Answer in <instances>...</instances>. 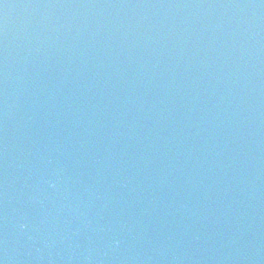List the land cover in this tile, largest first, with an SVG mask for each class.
I'll use <instances>...</instances> for the list:
<instances>
[{"label": "water", "instance_id": "obj_1", "mask_svg": "<svg viewBox=\"0 0 264 264\" xmlns=\"http://www.w3.org/2000/svg\"><path fill=\"white\" fill-rule=\"evenodd\" d=\"M0 264H264V0H0Z\"/></svg>", "mask_w": 264, "mask_h": 264}]
</instances>
